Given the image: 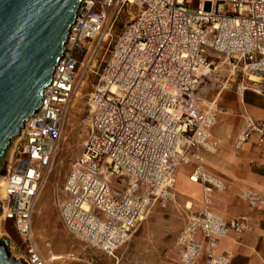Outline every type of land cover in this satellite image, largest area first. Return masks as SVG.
Segmentation results:
<instances>
[{"label":"built area","instance_id":"1","mask_svg":"<svg viewBox=\"0 0 264 264\" xmlns=\"http://www.w3.org/2000/svg\"><path fill=\"white\" fill-rule=\"evenodd\" d=\"M194 1H82L43 105L21 132L0 200L2 221L13 224L26 264H44L31 232L33 206L59 149L79 71L96 74L105 45L110 51L89 99L84 154L57 200L64 230L112 256L153 203L173 197L179 165L195 162L189 181L203 187V200L178 237L177 264H232L229 253L218 252L219 242L247 233L251 222L216 212L212 193L226 186L204 171L202 153L217 151L211 129L219 109L205 100L197 107L196 101L219 60L244 79L240 96L245 80L257 88L264 82V0H197L192 9ZM132 7L137 15L113 44ZM252 139L264 147V122L247 118L237 148ZM241 199L264 209V199L251 191Z\"/></svg>","mask_w":264,"mask_h":264},{"label":"rangeland","instance_id":"2","mask_svg":"<svg viewBox=\"0 0 264 264\" xmlns=\"http://www.w3.org/2000/svg\"><path fill=\"white\" fill-rule=\"evenodd\" d=\"M197 9V0L190 6ZM138 13L136 7L127 8L122 15L121 22L117 26L114 34V41L120 35L123 27ZM110 49L107 45L102 49L99 61H106ZM104 62L96 74L79 71V79L75 92L70 99L66 109L63 122V134L59 143V149L56 152L54 162L46 176V182L42 186V196L44 205L41 207L44 216L32 215V226L37 230L34 238L38 250L41 252L44 260H48L51 254L64 255L70 259L54 264H117V260L102 251L87 246L78 238L70 236L63 228L58 214L57 200L62 196V191L66 179L72 169L73 164L84 154L85 143L90 132L89 128V99L94 87L99 82L103 71ZM81 69V66H78ZM244 79L239 75L235 78L231 70L223 61H217L213 66V77H211L199 90V97L209 103H215L218 106L219 113L222 104L237 108L241 105L242 98L237 94V86ZM263 83V82H262ZM245 86L251 90H257L251 82L245 80ZM223 96L218 99L222 92ZM224 94L226 95L224 97ZM229 99H228V97ZM220 104V105H219ZM17 139V138H16ZM12 142L5 157L0 163V179L6 177L3 172L7 171L10 161L14 157L16 146ZM193 164H180L177 168V184L172 191L173 198L162 203L157 201L151 206L145 220L139 225L133 238L144 239V248L139 244L138 259L132 262L128 261L124 255H120L119 249L115 256L120 259V264H172L176 250V240L179 233L185 227L189 217L197 212L203 200V188L199 184H194V190L189 194L180 193V185L185 177H189L193 172ZM45 182V181H44ZM188 202L191 207L188 208ZM38 208V207H37ZM0 214V239L7 237L10 240V253L16 260L24 259L25 249L20 248L16 230L11 222L5 224ZM145 235V236H144ZM156 248L149 250L146 245ZM170 257V258H168ZM73 259H76L74 261ZM142 259V260H140ZM51 264V263H50Z\"/></svg>","mask_w":264,"mask_h":264},{"label":"water","instance_id":"3","mask_svg":"<svg viewBox=\"0 0 264 264\" xmlns=\"http://www.w3.org/2000/svg\"><path fill=\"white\" fill-rule=\"evenodd\" d=\"M82 1L0 0V163L41 109ZM0 264H26L10 253L7 237Z\"/></svg>","mask_w":264,"mask_h":264},{"label":"crops","instance_id":"4","mask_svg":"<svg viewBox=\"0 0 264 264\" xmlns=\"http://www.w3.org/2000/svg\"><path fill=\"white\" fill-rule=\"evenodd\" d=\"M223 93L226 92L222 91L218 99ZM226 95L224 94V97ZM240 97L241 105L237 108L222 104L219 116L211 129V142L216 145L217 151L202 153L203 169L226 186L224 191L215 190L212 193L216 212L228 219L246 216L251 222V229L242 236L231 234L221 239L218 252L229 253L232 264H264V209L262 211L252 209L241 199L243 191H251L264 199V147H259L256 139L243 144L240 148L236 146L247 118L264 122V82L257 90H246ZM192 164L195 168V162ZM189 177H185L180 185V193L183 195L194 190V183L189 181ZM200 208L201 205L197 211ZM177 240L172 264L178 263ZM143 242H145L143 238L140 240L132 237L120 251V255L123 254L128 261L134 262L138 259L139 244L142 243L141 246L144 248ZM146 248L152 251L156 246L152 247L149 244Z\"/></svg>","mask_w":264,"mask_h":264},{"label":"bare ground","instance_id":"5","mask_svg":"<svg viewBox=\"0 0 264 264\" xmlns=\"http://www.w3.org/2000/svg\"><path fill=\"white\" fill-rule=\"evenodd\" d=\"M131 2H132V0H131ZM252 81H255V82H258V79L257 78H252L251 79ZM244 87H245V90H250L248 87H246L245 85H244ZM243 87V88H244ZM260 88V87H259ZM205 103H204V101H203V99L202 98H200L199 97V100H197L196 101V106L198 107V106H201V105H204ZM19 140H20V136L17 138V139H15L14 141V144H17V142H19ZM5 180H6V177H2L1 179H0V200H2V199H4L5 198V191H4V189H3V186H4V182H5ZM47 180L45 179V182L44 183H47L46 182ZM42 189H41V191H39V193H38V195H37V198H36V200H35V203H34V206H33V210H32V215L35 213V210H36V212H37V215L38 216H41V217H43L44 216V213H43V211H42V209H41V207L44 205V201H43V196H42ZM173 198V197H172ZM171 198V199H172ZM187 206H188V208H190L191 207V203L190 202H188V204H187ZM38 207V208H37ZM2 214V213H1ZM145 220V218H143L142 219V221H144ZM32 224V223H31ZM31 232H32V237H34L35 238V235L37 234V230L32 226V228H31ZM131 240V239H130ZM110 256V255H109ZM110 257H113L114 259H116L118 262H117V264H120V259L119 258H117L116 256H115V253L114 254H112V256H110ZM43 259V258H42ZM70 258L69 257H66V256H64V255H53V254H51L50 255V257L48 258V260L46 261V260H43V262H44V264H54V263H58V262H63V261H67V260H69ZM74 261H76V259H73Z\"/></svg>","mask_w":264,"mask_h":264}]
</instances>
